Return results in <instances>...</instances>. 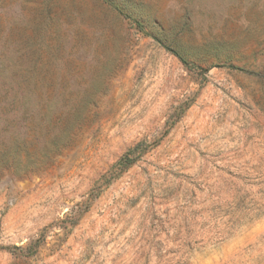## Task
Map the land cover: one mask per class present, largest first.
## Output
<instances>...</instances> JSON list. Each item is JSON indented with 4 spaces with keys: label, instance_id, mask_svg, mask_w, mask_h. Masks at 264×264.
Here are the masks:
<instances>
[{
    "label": "rangeland",
    "instance_id": "374dc122",
    "mask_svg": "<svg viewBox=\"0 0 264 264\" xmlns=\"http://www.w3.org/2000/svg\"><path fill=\"white\" fill-rule=\"evenodd\" d=\"M0 264H264V0H0Z\"/></svg>",
    "mask_w": 264,
    "mask_h": 264
}]
</instances>
